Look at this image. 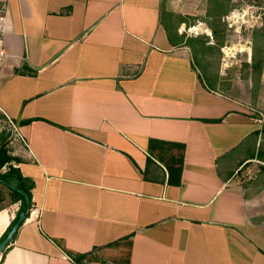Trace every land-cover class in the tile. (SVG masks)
Masks as SVG:
<instances>
[{
  "label": "crops",
  "instance_id": "obj_1",
  "mask_svg": "<svg viewBox=\"0 0 264 264\" xmlns=\"http://www.w3.org/2000/svg\"><path fill=\"white\" fill-rule=\"evenodd\" d=\"M216 2L0 0V142L32 182L0 264H73L52 239L83 264H264V174H237L260 126L196 62Z\"/></svg>",
  "mask_w": 264,
  "mask_h": 264
},
{
  "label": "rangeland",
  "instance_id": "obj_2",
  "mask_svg": "<svg viewBox=\"0 0 264 264\" xmlns=\"http://www.w3.org/2000/svg\"><path fill=\"white\" fill-rule=\"evenodd\" d=\"M225 4L226 12L217 20L203 11L195 18L198 28L193 30L204 44L214 46L202 54L206 72L220 89L242 100L260 126L256 144L259 160L241 166L237 174L244 179L250 174H264V0H226ZM209 22L219 30L218 38ZM218 40L222 46L217 45ZM11 203L10 190L0 183V209Z\"/></svg>",
  "mask_w": 264,
  "mask_h": 264
},
{
  "label": "trees",
  "instance_id": "obj_3",
  "mask_svg": "<svg viewBox=\"0 0 264 264\" xmlns=\"http://www.w3.org/2000/svg\"><path fill=\"white\" fill-rule=\"evenodd\" d=\"M226 0H217L215 6L207 11V15L211 16L212 18L217 20V16H221L223 14L226 8L225 4ZM209 27L211 28L212 32L215 35V38L217 37V33L219 30H217L216 26L213 23L209 22ZM199 44L195 46V54L198 52H201L202 54H205L207 50H211L212 45L211 44H204L199 38ZM223 42L222 40H218L217 45L222 46ZM214 47V46H213ZM197 66L201 69V75L208 83H214L216 79L211 76L208 72H206L204 64L202 63V60H196ZM258 65V64H256ZM255 135H258V131L255 132ZM19 159L9 153L8 148L0 142V178L5 181V186L10 190V195L12 198V202H18L19 208L18 211L14 217V219L10 222V224L7 226L6 230L2 233L0 236V241L4 238L7 231L11 227V225L17 220L18 213L20 211H25L26 216L29 213V208L31 207V188H32V182L29 178L24 177L20 171V169L16 166ZM264 170V165L261 166ZM27 194L29 198V206L28 208H25V198L23 194ZM13 238V237H12ZM12 240V239H11ZM10 240V241H11ZM55 243L59 245V247L69 256V258L72 260L73 264H83V262L94 259L93 252L85 253V254H76L73 253L64 246L60 244L56 239H52ZM4 251V250H3ZM1 251V252H3Z\"/></svg>",
  "mask_w": 264,
  "mask_h": 264
},
{
  "label": "water",
  "instance_id": "obj_4",
  "mask_svg": "<svg viewBox=\"0 0 264 264\" xmlns=\"http://www.w3.org/2000/svg\"><path fill=\"white\" fill-rule=\"evenodd\" d=\"M0 183L5 184V181L0 178ZM23 196L25 198V208H28V206H29V198H28L27 194H25V193L23 194ZM25 218H26L25 211H23V210L20 211L18 213L17 220L11 225V227L7 231V233L4 236V238L0 241V252L3 251L6 248V246L9 244L10 240L12 239V237L16 233L17 229L19 228L20 224L23 222V220Z\"/></svg>",
  "mask_w": 264,
  "mask_h": 264
},
{
  "label": "built area",
  "instance_id": "obj_5",
  "mask_svg": "<svg viewBox=\"0 0 264 264\" xmlns=\"http://www.w3.org/2000/svg\"><path fill=\"white\" fill-rule=\"evenodd\" d=\"M5 13V6L0 4V73L8 57V53L5 48Z\"/></svg>",
  "mask_w": 264,
  "mask_h": 264
},
{
  "label": "bare ground",
  "instance_id": "obj_6",
  "mask_svg": "<svg viewBox=\"0 0 264 264\" xmlns=\"http://www.w3.org/2000/svg\"><path fill=\"white\" fill-rule=\"evenodd\" d=\"M197 28V27H196Z\"/></svg>",
  "mask_w": 264,
  "mask_h": 264
}]
</instances>
